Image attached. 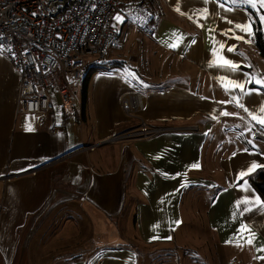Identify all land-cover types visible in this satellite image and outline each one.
<instances>
[{"label":"crops","instance_id":"crops-1","mask_svg":"<svg viewBox=\"0 0 264 264\" xmlns=\"http://www.w3.org/2000/svg\"><path fill=\"white\" fill-rule=\"evenodd\" d=\"M127 5L117 37L124 34L121 50L134 51L106 58L123 62L116 72L92 75L82 117L77 106L65 114L59 101L46 118L19 113L21 74L0 49V264H264V212L254 203L237 208L263 201L248 179L264 168V139L247 131L256 123L248 113L221 103L241 96L229 81L247 91L264 78L257 13L212 0H151L152 19L134 25ZM234 24H251L253 34ZM228 29L235 36L221 34ZM225 59L238 70L222 66ZM133 92L144 110L129 117L122 99ZM262 102L264 88L242 100L249 109ZM142 120L199 131L99 145ZM253 162L261 167L241 176ZM245 207L252 211L241 216ZM82 215L102 228L82 230Z\"/></svg>","mask_w":264,"mask_h":264},{"label":"built area","instance_id":"built-area-1","mask_svg":"<svg viewBox=\"0 0 264 264\" xmlns=\"http://www.w3.org/2000/svg\"><path fill=\"white\" fill-rule=\"evenodd\" d=\"M151 0H0V49L21 74L18 112L46 118L60 102L64 113L75 111V87L95 64L105 63L120 31L115 17L131 13V23L152 19ZM156 18V16L154 17ZM129 117L144 110L142 94L122 99ZM198 126H152L145 121L99 145L151 139L173 132H197ZM256 137L264 139L260 132ZM95 146H90L92 150ZM27 174V173H26ZM30 174H36L32 171ZM25 175V174H23ZM17 177L8 176L10 181ZM7 208L0 200V224Z\"/></svg>","mask_w":264,"mask_h":264},{"label":"snow or ice","instance_id":"snow-or-ice-1","mask_svg":"<svg viewBox=\"0 0 264 264\" xmlns=\"http://www.w3.org/2000/svg\"><path fill=\"white\" fill-rule=\"evenodd\" d=\"M210 0H203V3L207 4L209 3ZM212 2L217 3L218 7H224L225 4H232L235 5L237 7H239L240 5H247L249 7H251L259 16V20L261 21V23H264V13H260V10L257 8V3H259L261 8H264V0H212ZM177 11H179V7H177L176 9ZM226 11H231L233 9L228 8L225 9ZM203 13L204 18H207V9H201L200 10ZM191 18V17H190ZM115 19H117L120 22H123V18L121 16H119V14L115 17ZM222 19H225L226 22L228 24H233L232 20H228L226 17H223ZM202 26V25H201ZM234 29H239L241 32H245L248 35H252V31H251V24H234ZM228 32H232L233 35L235 36V32L233 31V29H228L224 32H222V35L227 36ZM175 35V33H174ZM237 39H241L242 37L236 36ZM194 42V41H193ZM171 46V45H170ZM221 47H223V45H221ZM233 49L231 47L228 48V51L231 52ZM222 66H227L228 70L230 71H236L239 68L238 64L233 63L230 60L225 59L223 61V65ZM247 75V74H246ZM229 84H232L234 87H238L241 89V96L240 98H237L236 96H232L230 101H226V102H221V103H235V105L239 108H242L246 113H248V115L251 117V121H255L256 123L253 124L251 122L247 123V131L249 133H252V135L254 136L256 134V132L254 131L256 125H259V129L258 131L261 133H264V102L261 103V105L259 106L258 109H249L244 103H242L243 97L244 96H248L251 95L253 91H256L257 93L260 92V90L262 88H264V78L262 79H258L256 80V84L259 86L256 89H251L249 88L247 91L244 90V83H236L234 81H229ZM225 91H229L228 88H225ZM220 116H232V115H236L234 113H229L227 111H221L219 113ZM213 119H217L216 116L212 117ZM241 119H243L241 117ZM236 127H239V125H237ZM26 130H31V129H26ZM240 135H244V133H240ZM248 143H252L251 140L248 141ZM244 151H247V149H245ZM233 155H236V153H233ZM197 165H193V167H196ZM257 167H261V165L256 164L255 162L252 163L251 167L247 169V171H241L240 175L244 176L247 175L248 173L252 172L254 169H256ZM245 183H247V181H245ZM185 185H181V187H184ZM243 203L245 205H249V204H256L258 205V211L264 212V201H261L258 197H254L252 200H248L245 199L243 201H238L237 202V208H239V205ZM252 211L251 207H245L243 209L242 212H240V215L243 216L245 213ZM235 216V213L233 214ZM177 224L179 223L178 221L176 222ZM154 227H158L154 226ZM247 226L242 224L241 228H246ZM158 237H153V239H156ZM167 239H171V237H167ZM249 244L252 243V240L249 239L247 241ZM258 250H264V249H258Z\"/></svg>","mask_w":264,"mask_h":264},{"label":"trees","instance_id":"trees-1","mask_svg":"<svg viewBox=\"0 0 264 264\" xmlns=\"http://www.w3.org/2000/svg\"><path fill=\"white\" fill-rule=\"evenodd\" d=\"M264 13V10L262 11ZM254 42L259 53L264 56V28L259 21L254 22ZM123 67V62L121 61H112L105 62L101 64H95L86 73L84 77V87H83V101L87 99V88L88 83L92 75L96 73H103L107 71H113L117 68ZM252 188L258 193L261 199L264 201V168L256 171L248 179Z\"/></svg>","mask_w":264,"mask_h":264},{"label":"rangeland","instance_id":"rangeland-1","mask_svg":"<svg viewBox=\"0 0 264 264\" xmlns=\"http://www.w3.org/2000/svg\"><path fill=\"white\" fill-rule=\"evenodd\" d=\"M259 10H260V13H263L262 11L264 10V8H261L260 7V5H259V7H257ZM255 12V11H254ZM256 13V12H255ZM131 16L132 15H130V17H129V20H128V18H127V21L128 22H130L131 23ZM257 16H258V14H257ZM258 21H260L259 20V16H258ZM260 23H261V21H260ZM132 24V23H131ZM262 24V27L264 28V23H261ZM134 25H139V23L138 24H134ZM119 33H120V31H119ZM123 37H124V34H122L120 37H117L114 41H113V43H112V45L110 46V48H109V50H108V53H107V56H106V58H112V59H119L118 57H120V55L122 54V51H123V53L125 54V55H127V54H132L133 53V51L134 50H132V46L130 47L129 45H127V44H125V48L123 49V50H121V46H122V39H123ZM113 71H115L116 72V69L115 70H113ZM119 72H121L122 73V71H119ZM103 73H110V71H107V72H103ZM135 83V82H134ZM78 93L80 94L78 97H77V104H76V106H77V108H78V113H79V116L80 117H82V104H83V97L81 96V90H78ZM131 130V129H130ZM128 131V130H127ZM125 132V131H124ZM122 133V132H121ZM120 134V133H119ZM116 143H119V142H116ZM96 148V147H95ZM94 148V149H95ZM94 149H92V150H94ZM78 208H80L79 206H77ZM88 216V215H87ZM94 218V217H93ZM78 221H79V223L81 224V229L82 230H88V229H92L93 231L95 230V229H97V228H102V226H103V223H101L100 222V224H98L97 223V221L95 220V219H90V218H88L87 217V219H84V216L82 215V220H80L79 218H78ZM77 230H78V228L77 227H75ZM109 241H116V235H115V233L113 232V231H110V233H109ZM113 245H116L115 243H110L109 242V246L111 247V246H113ZM108 246V247H109ZM147 251V250H146ZM85 256V255H84Z\"/></svg>","mask_w":264,"mask_h":264}]
</instances>
